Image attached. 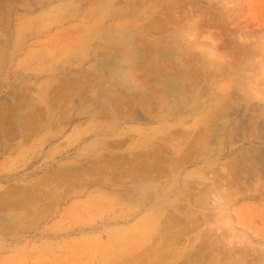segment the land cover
I'll return each instance as SVG.
<instances>
[{
    "label": "rangeland",
    "instance_id": "obj_1",
    "mask_svg": "<svg viewBox=\"0 0 264 264\" xmlns=\"http://www.w3.org/2000/svg\"><path fill=\"white\" fill-rule=\"evenodd\" d=\"M0 264H264V0H0Z\"/></svg>",
    "mask_w": 264,
    "mask_h": 264
},
{
    "label": "bare ground",
    "instance_id": "obj_2",
    "mask_svg": "<svg viewBox=\"0 0 264 264\" xmlns=\"http://www.w3.org/2000/svg\"><path fill=\"white\" fill-rule=\"evenodd\" d=\"M106 1V0H105ZM109 2V1H107ZM70 4V3H69ZM71 7V6H70ZM54 8V7H53ZM47 13V12H46ZM53 13V12H52ZM57 16V15H56ZM58 17V16H57ZM99 17V16H98ZM97 17V19H98ZM90 30V29H89ZM99 30V29H98ZM89 34V33H88ZM119 40V39H118ZM179 87V86H178ZM177 87V84L173 85L172 83H170V85L168 86V89L171 90L172 92L175 93H180V95L182 96V93L179 91V88ZM41 94V93H40ZM179 95V96H180ZM23 219V218H22ZM91 227V226H90ZM89 228V227H88ZM92 229V228H91Z\"/></svg>",
    "mask_w": 264,
    "mask_h": 264
}]
</instances>
